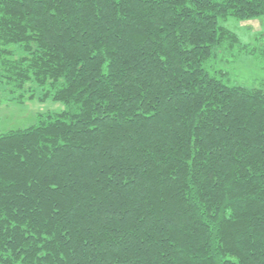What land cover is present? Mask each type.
<instances>
[{
	"label": "trees",
	"instance_id": "obj_1",
	"mask_svg": "<svg viewBox=\"0 0 264 264\" xmlns=\"http://www.w3.org/2000/svg\"><path fill=\"white\" fill-rule=\"evenodd\" d=\"M261 15L264 0H0V103L36 83L66 105L0 132V264H264V81L216 69L243 52L264 66V33L221 23Z\"/></svg>",
	"mask_w": 264,
	"mask_h": 264
},
{
	"label": "rangeland",
	"instance_id": "obj_2",
	"mask_svg": "<svg viewBox=\"0 0 264 264\" xmlns=\"http://www.w3.org/2000/svg\"><path fill=\"white\" fill-rule=\"evenodd\" d=\"M221 23L237 32L244 42L253 41L257 35L264 33V15L246 20L230 17ZM13 47L17 53H22L19 47L16 45ZM216 69L227 71V76H225L230 83L258 86L264 81V66L258 64L255 56L251 53L243 52L232 62L224 60L217 64ZM29 86L33 91H27V94L34 93V97L24 101L11 98L0 103V132L11 128L30 126L37 123L42 114L60 112L65 109L66 105L61 100L41 99V87L36 83H30ZM3 95L11 96L7 93Z\"/></svg>",
	"mask_w": 264,
	"mask_h": 264
}]
</instances>
